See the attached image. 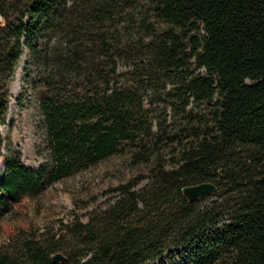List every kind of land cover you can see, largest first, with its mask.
Returning a JSON list of instances; mask_svg holds the SVG:
<instances>
[{"label": "trees", "instance_id": "1", "mask_svg": "<svg viewBox=\"0 0 264 264\" xmlns=\"http://www.w3.org/2000/svg\"><path fill=\"white\" fill-rule=\"evenodd\" d=\"M139 9L0 0V85L25 51L42 65L47 147L38 171L7 160L0 214L115 154L129 173L86 221L16 232L0 264H165L179 251V264H264V0H149L122 18ZM115 15L133 35L110 33ZM6 108L3 91L0 124ZM199 183L215 191L187 202Z\"/></svg>", "mask_w": 264, "mask_h": 264}, {"label": "rangeland", "instance_id": "2", "mask_svg": "<svg viewBox=\"0 0 264 264\" xmlns=\"http://www.w3.org/2000/svg\"><path fill=\"white\" fill-rule=\"evenodd\" d=\"M138 5L139 10L128 14L123 12L122 18H132V21L140 19L149 0H138ZM119 23L121 20L115 15L108 26L110 33L120 28L125 35H133L131 26H119ZM44 39V34H41L36 42L39 44ZM40 54L46 56L48 51L43 50ZM41 73L42 65L25 51L13 75L4 82V90L0 85V97L6 91L7 107L6 119L0 124V174H3L9 158H17L22 167L31 171H38L46 161V138L41 124L43 117L38 108L43 86ZM15 80L18 84L13 94L11 81ZM128 176L123 157L115 154L68 178L46 184L34 196H23L19 202L12 204L9 212L0 214V245H4L18 231H55L59 223L67 224L75 216L86 221L87 212L114 196L105 195L106 191L124 183ZM214 199V196H209L200 206ZM178 254L172 258L164 257L163 262L179 264L182 256L180 251Z\"/></svg>", "mask_w": 264, "mask_h": 264}, {"label": "water", "instance_id": "3", "mask_svg": "<svg viewBox=\"0 0 264 264\" xmlns=\"http://www.w3.org/2000/svg\"><path fill=\"white\" fill-rule=\"evenodd\" d=\"M215 191V187L211 183H199L192 186L182 188L181 193L187 202L193 203L200 198L206 197ZM53 263H64L66 258L61 253H55L51 256Z\"/></svg>", "mask_w": 264, "mask_h": 264}, {"label": "bare ground", "instance_id": "4", "mask_svg": "<svg viewBox=\"0 0 264 264\" xmlns=\"http://www.w3.org/2000/svg\"><path fill=\"white\" fill-rule=\"evenodd\" d=\"M17 80L11 81V87L13 88V94L16 93Z\"/></svg>", "mask_w": 264, "mask_h": 264}]
</instances>
